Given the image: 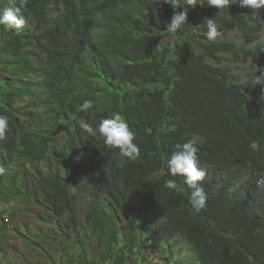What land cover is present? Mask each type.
Segmentation results:
<instances>
[{"label":"trees","instance_id":"1","mask_svg":"<svg viewBox=\"0 0 264 264\" xmlns=\"http://www.w3.org/2000/svg\"><path fill=\"white\" fill-rule=\"evenodd\" d=\"M9 6L0 0V10ZM185 7L175 34L166 29L174 9L160 0H28L22 29L0 25V70L14 77L0 85L9 126L0 198L28 189L20 175L27 161L48 166L36 178L56 221L88 198L83 218L67 224L79 254L62 264H125L148 248L150 233L169 252L187 244L198 264H264V84L254 82L264 69V9L209 7L219 33L209 41L206 9L176 10ZM232 32L241 40L222 38ZM226 55L251 62L255 74L238 80L223 66ZM86 100L93 107L79 112ZM113 113L136 134L134 159L72 119L98 129ZM58 134L63 146L52 151ZM188 140L206 171L199 211L184 178L167 169ZM169 179H183V190L168 189Z\"/></svg>","mask_w":264,"mask_h":264},{"label":"rangeland","instance_id":"2","mask_svg":"<svg viewBox=\"0 0 264 264\" xmlns=\"http://www.w3.org/2000/svg\"><path fill=\"white\" fill-rule=\"evenodd\" d=\"M191 7L201 15L202 9L205 8V15L216 19L215 13L207 8L206 2L203 5L197 4ZM238 34V32L223 33L222 38L241 40ZM260 40L264 41V30ZM224 60L223 66L229 68L238 80L245 81L256 72V68L249 61L237 59L231 55H226ZM4 76H7V80H14L12 75L0 70L2 86L5 85ZM98 81L101 82V78ZM62 146V137L58 134L51 142V150L55 151ZM27 162L28 165L23 168L20 175L25 178L28 189L19 188L16 190L18 194L9 192L5 202L1 200L3 197L0 198V264H62L67 261L70 254L76 256L79 254L77 246L72 245L74 235L72 230H68L67 224L68 218H83L82 209L83 205L87 204L88 198H82L83 200L78 203L79 206L71 202L69 214H65L56 221L51 208L46 203L43 190L39 189L35 181L36 172H45L48 166L44 163L34 165ZM50 162L48 159L47 164ZM83 176L84 182L89 183L88 175ZM95 241L96 238L92 239L91 243ZM147 243L146 250L138 251L125 264H198L190 247L186 244H181L169 253L165 249V240L150 243L149 238Z\"/></svg>","mask_w":264,"mask_h":264},{"label":"clouds","instance_id":"3","mask_svg":"<svg viewBox=\"0 0 264 264\" xmlns=\"http://www.w3.org/2000/svg\"><path fill=\"white\" fill-rule=\"evenodd\" d=\"M160 3L171 5V7L174 9L170 21L166 23V29L169 33L175 34L187 22V7H185L184 10L179 11L176 9H179L181 5L190 7H195L197 4L203 5L204 0H160ZM206 3L207 8L216 7L218 9L228 8L230 4H238L240 8L250 7L254 9L255 11L253 14L264 9V0H207ZM10 4L11 6L0 10V25H4L8 29H15L18 31L22 29L26 23L24 16L22 15V9L27 6L28 0H10ZM204 24L207 26V31L205 33L207 40L215 41L219 33L214 18L205 17ZM254 82L264 84V69L258 71V73L255 75ZM92 107V102L86 100L79 106L78 111L87 113ZM72 119L76 121L78 127L83 132H86L92 137H95L97 134H99L106 146L112 149H119L121 156L133 159L139 156L140 147L134 142L136 139V134L130 130L128 123L121 117L119 113H113L110 117L102 119L98 129H94L83 118L73 115ZM8 128L9 126L7 118L4 115H0V139L5 137ZM259 147L260 145L257 141H252L249 144V148L253 151L259 150ZM198 161V150L191 140H188L183 144L178 143L175 146V151L171 153L170 158L167 160V169L169 175L172 177L182 176L184 178V184L187 186V189L190 190L188 195L189 203L196 211L206 207L208 196L204 186L201 183L205 178L206 171L204 168L198 167ZM55 167H57V165H55ZM3 171V168H0V173H3ZM85 174L88 175V172L86 171L83 175ZM37 179L38 178H36L35 181L37 182V185H39V181ZM178 180L183 181V179L167 180L166 187L170 190L182 191L183 189H181L180 185L178 184ZM149 236L153 237L151 234H149ZM160 240L161 238H159L158 241ZM176 248H173V251ZM172 254L174 255V253ZM193 257L195 258L194 254ZM197 263L199 262L197 261Z\"/></svg>","mask_w":264,"mask_h":264}]
</instances>
